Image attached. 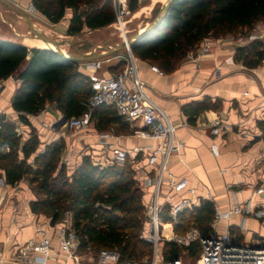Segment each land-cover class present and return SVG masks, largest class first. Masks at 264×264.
I'll list each match as a JSON object with an SVG mask.
<instances>
[{"label": "trees", "instance_id": "obj_1", "mask_svg": "<svg viewBox=\"0 0 264 264\" xmlns=\"http://www.w3.org/2000/svg\"><path fill=\"white\" fill-rule=\"evenodd\" d=\"M32 3L53 24L70 8L67 35L78 34L83 28L106 27L115 21L110 0H32ZM136 9L137 0H129V11L133 13ZM260 20H264V0H172L161 21L130 48L135 58L170 73L204 38L237 35L244 29L248 32ZM234 57L247 68L257 67L264 59L263 42L249 41L236 48ZM9 77L19 82L10 100L11 107L18 120L28 125L29 131L22 140L15 123L7 114L0 113V142L8 144L7 151H0L3 182L13 186L28 178L30 183L36 184L37 196L29 202L30 211L46 215L51 225L59 222L67 210L79 237V252L107 249L118 252L121 260L133 261L150 256L151 246L141 238L144 192L133 177L134 168L128 159L120 167L101 166L91 155H83L68 175L69 166L60 162L63 140L49 142L37 152L40 141L28 115L38 114L47 103L55 105L63 121L89 109L90 80L77 70V62L49 49L0 39V81ZM219 106V99L206 96L202 101L184 104L181 111L187 122L193 124L199 113L216 110ZM91 121L97 132L111 126L115 127L117 135H126L131 130L129 123L111 105L92 108ZM257 125L264 138V120ZM214 213V203L201 199L198 205L178 214L175 231L183 232L194 225L207 234L212 231ZM161 221L167 218L162 217ZM198 252L196 242L188 247L190 258ZM161 254L167 261L177 257L180 249L171 242H164Z\"/></svg>", "mask_w": 264, "mask_h": 264}, {"label": "crops", "instance_id": "obj_2", "mask_svg": "<svg viewBox=\"0 0 264 264\" xmlns=\"http://www.w3.org/2000/svg\"><path fill=\"white\" fill-rule=\"evenodd\" d=\"M162 3L164 4V1L147 0L139 17L142 24L134 31L141 30L147 24L151 13ZM263 24L264 20L258 21L248 32L244 29L245 34L209 37V52L201 57L199 64L186 56L170 73L159 75L150 70L149 65L152 63L136 58L138 74L148 85L149 98L176 125L174 139L182 144L177 152L169 155L168 170L177 177L187 179L188 186L193 188L194 197L198 201L209 199L220 212L226 211L234 203L253 209L264 207V194H253V190L258 186L264 187V138L257 125L258 121L264 120V106L261 101V95L264 93V59L257 67L247 68L241 61L236 60L232 53L238 46L249 43L250 32ZM6 39L15 42L12 37ZM96 46L98 45L94 47ZM110 55L97 59L101 61V68L94 71L96 75L107 77L120 68V55ZM87 62H77V70L86 76L90 74V71L85 69ZM2 83L0 113L10 117L23 140L29 127L18 120L10 103L19 82L8 78ZM206 96L219 99V108L204 110L199 113L193 124L188 123L181 107L192 101H202ZM60 117L62 118V113L52 103H47L38 114L27 116L40 141L37 152H41L44 145L56 138L62 139L67 147L64 159H70V169L80 161V155L88 154L100 160L108 156L109 152L103 150L96 139L98 132L94 126L80 130L74 136L69 132L53 131L52 125ZM214 120L226 126V129L220 130L217 135L211 133V123ZM115 135L116 137L109 140L127 151H131L135 146L156 144L155 140L132 134ZM211 143L218 146L217 157L210 151ZM7 150L8 144L0 142V151ZM28 163L31 164L32 159L28 160ZM226 185H231V188L226 189ZM175 198L176 196L173 197ZM34 199L29 183L24 179L13 186L0 183V264H18L14 261L18 247L28 239H39L38 227L45 229L51 237L52 250L58 252L55 226L50 224L45 215L30 211L29 202ZM226 227H231L245 243L250 242L254 235L260 239L261 235H264L262 218L232 214L227 219L220 220L215 226V231L221 233ZM47 264H63V260L53 255Z\"/></svg>", "mask_w": 264, "mask_h": 264}, {"label": "built area", "instance_id": "obj_3", "mask_svg": "<svg viewBox=\"0 0 264 264\" xmlns=\"http://www.w3.org/2000/svg\"><path fill=\"white\" fill-rule=\"evenodd\" d=\"M112 5L115 14L113 24L116 25L114 28L119 31L120 40L125 43L123 53L120 55L122 64L109 76L102 77L94 72L101 68L100 60L85 63V69L90 71L88 78L92 90L88 99L89 109L80 116L66 121L60 117L56 123L61 122L72 131L86 130L92 125L91 109L106 104L111 105L116 113L129 123L132 135L156 141L155 145L135 146L131 151H127L109 140L116 137L112 130L102 131L96 134V139L102 149L109 154L102 160L92 157V160L101 166L115 164L120 167L127 159L131 163L137 185L144 192V228L141 238L150 244L151 254L140 261L121 260L118 252L101 249L96 253L95 259L93 256L86 257L88 250L79 252V237L72 227L69 215L54 225L58 252L52 250L51 237L47 235L45 229L38 227L39 239L31 238L22 243L18 247L14 261L18 264H47L48 259L56 255L62 258L63 264H182L181 256L188 255V247L196 242L199 252L193 258L189 257L198 259L196 264H264V243L261 239L256 240L254 244L245 243L238 239L230 227H226L221 233L215 231L216 224L232 214L264 220V207L253 209L247 205L234 203L226 211L220 212L214 206L211 232L204 234L194 225L188 226L183 232L175 231L178 214L187 207L198 205L200 201L194 197V190L188 186L185 177H177L168 170L169 155L177 152L182 144L174 139L176 125L149 98L148 85L140 78L136 58L126 43L128 37L124 17L129 13V0H112ZM254 39L263 42L264 24L250 32L249 40ZM210 43L209 38H204L195 52L188 53V58L199 64L201 57L209 52ZM232 53L234 55L235 50ZM149 68L159 75L163 73L155 64L149 65ZM9 78L18 82L13 77ZM2 82L0 81V89ZM261 101L264 106V93L261 95ZM211 124L213 135L226 129L218 120ZM210 151L214 157L218 156L216 143H211ZM64 163L69 165L70 159H64ZM229 188L231 185H226V189ZM253 194H264V187L258 186L253 190ZM162 217H166L167 221L162 222ZM164 242H171L183 254L164 261L161 254Z\"/></svg>", "mask_w": 264, "mask_h": 264}, {"label": "rangeland", "instance_id": "obj_4", "mask_svg": "<svg viewBox=\"0 0 264 264\" xmlns=\"http://www.w3.org/2000/svg\"><path fill=\"white\" fill-rule=\"evenodd\" d=\"M10 4H12L14 7L19 8L20 10L24 11L31 17V21L33 25L35 26L36 29L40 30L43 32L45 35L59 43V45L66 51L65 53L68 55L72 56H77L79 52H88L92 48H95V45H99L102 47H105L107 45H114L117 43H120V37H119V31L116 30L114 27L116 25L111 24L107 25L106 27H103L101 30H90L87 28H83L78 34L75 35H67L66 34V28L69 23V19L71 16V9L66 8L63 17L57 22V23H50L34 6L32 3V0H7ZM111 1V7L113 8L112 5V0ZM147 0H137V10L143 7V4ZM162 1V0H161ZM158 7L155 8V10L151 13L150 18L147 20L149 22L156 12L158 11ZM135 11V12H136ZM132 14L129 11V13L124 17L126 21L131 20L130 22L128 21L126 23V29H127V37L135 33V29H137L139 26H141L142 22L140 21V18H135L131 19ZM242 34H245L243 31L241 32ZM240 33V34H241ZM13 38L15 42H19V44H28L33 47H38L42 48L43 46L34 40H31L30 38L33 37V33L29 31L27 23L23 17L18 15L16 12L13 10L9 9L6 5L0 2V39L3 40H8L6 38ZM29 40V41H28ZM27 47V46H26ZM123 51L122 49H119L116 51V53L111 54L110 56L114 55H121ZM98 53L99 51L96 49L95 51ZM109 57V56H108ZM3 85V84H2ZM61 122L55 123L52 126L53 131H64V132H69L73 136L79 131H72L62 124L60 125ZM92 125L94 126V121H91ZM63 126V127H62ZM61 127V128H60ZM60 128V130H59ZM131 128V127H130ZM29 131V128H27ZM107 130H112L115 132V127H109ZM106 130V131H107ZM132 131L130 130L128 134H131ZM127 135V134H126ZM62 140V139H61ZM54 141H59V139H55ZM65 144V143H64ZM67 152V147L66 144L64 145V148L61 152L60 155V162H64V157ZM88 155V154H87ZM83 155H80V160L82 159ZM90 157V156H89ZM68 175L72 172V169L67 170ZM133 177L135 178V181L137 182L136 179V174L135 172L133 173ZM24 181L29 183L31 192L33 193L34 197L37 196V186L36 184H32L29 182L28 178H24ZM70 213L66 210L63 212L62 217L69 216ZM46 216V215H45ZM47 217V216H46ZM49 218V217H47ZM261 240L264 243V235H261ZM240 240V238L238 237ZM242 240V239H241ZM256 240H260V237L257 235H254L250 242L254 244ZM96 250L89 249L86 253V257H91L96 258ZM180 254L182 255L183 252L180 251ZM196 256V255H195ZM145 257H142L144 259ZM141 259V260H142ZM182 264H196L198 259H190L189 255L183 254L181 256ZM159 264H164V263H159Z\"/></svg>", "mask_w": 264, "mask_h": 264}, {"label": "water", "instance_id": "obj_5", "mask_svg": "<svg viewBox=\"0 0 264 264\" xmlns=\"http://www.w3.org/2000/svg\"><path fill=\"white\" fill-rule=\"evenodd\" d=\"M171 1L172 0H166L165 3L159 7V9L156 12V14L154 15V17L149 22H147V24L141 30L133 33L132 35H130L127 38L126 43L129 45V47L133 42L139 40L142 36L147 34L151 29H153L161 21V19L167 13ZM0 2L3 3L4 5H6L9 9L13 10L18 15H20L21 17H23L25 19L27 26H28V29L31 31V33H33L34 37L40 38L43 41H45L46 43L52 44L54 46L53 48L47 47L45 49L52 50V51L56 52L57 54H59L60 56L66 58V59H69V60H72L75 62H84V61L95 60L98 58H102L106 55L115 53L116 51L124 48V46H125V43L123 41H121L120 43H117L114 45H107L105 47L98 45L89 52H79V54L77 56L68 55L65 52H63V50L59 47V45L56 41H54L53 39H51L50 37L45 35L43 32H41L40 30L35 28V26L33 25L32 21H31V17L27 13L20 10L19 8L14 7L7 0H0ZM96 49L99 51L98 53L95 52ZM0 181L3 182L1 177H0ZM146 219H148V218L146 217Z\"/></svg>", "mask_w": 264, "mask_h": 264}, {"label": "bare ground", "instance_id": "obj_6", "mask_svg": "<svg viewBox=\"0 0 264 264\" xmlns=\"http://www.w3.org/2000/svg\"><path fill=\"white\" fill-rule=\"evenodd\" d=\"M153 1H156V0H153ZM162 1H164V3H165V1L166 0H162ZM163 4V3H162ZM145 9V7H142V8H140L139 10H137L136 12H134V14H132V17H131V19H135V18H138V17H140V13L143 11ZM145 14V13H144ZM129 22L131 21V20H128ZM128 21H126L125 23H127ZM30 31V30H29ZM34 37V36H33ZM31 40H34V41H37V42H39L43 47L42 48H47V47H54L52 44H48V43H46L45 41H43L42 39H40V38H37V37H34V38H30ZM58 45H59V43H58ZM59 47H60V45H59ZM61 48V47H60ZM62 49V48H61ZM63 50V49H62ZM63 52H65L64 50H63Z\"/></svg>", "mask_w": 264, "mask_h": 264}]
</instances>
